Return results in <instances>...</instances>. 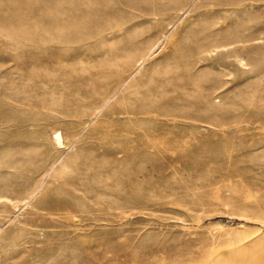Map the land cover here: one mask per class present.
Returning <instances> with one entry per match:
<instances>
[{"label":"rangeland","instance_id":"obj_1","mask_svg":"<svg viewBox=\"0 0 264 264\" xmlns=\"http://www.w3.org/2000/svg\"><path fill=\"white\" fill-rule=\"evenodd\" d=\"M126 1L0 0V264H264V0Z\"/></svg>","mask_w":264,"mask_h":264},{"label":"bare ground","instance_id":"obj_2","mask_svg":"<svg viewBox=\"0 0 264 264\" xmlns=\"http://www.w3.org/2000/svg\"><path fill=\"white\" fill-rule=\"evenodd\" d=\"M240 1H242V0H230V2L231 3H229V4H238V3H240ZM254 1V2H253ZM259 0H252L251 2H253V3H256V2H258ZM130 3H132L131 1H129L128 0V2L126 1V4L127 5H130ZM228 5V4H227ZM161 9V8H160ZM155 12L156 13H161V14H163L164 12H163V10H159L158 8H156L155 9ZM155 12L153 11V12H149V11H145V12H143V13H141L140 15H137V16H135V18L136 17H145V16H148V15H151V14H155ZM168 12V11H167ZM134 18V19H135ZM156 18V17H155ZM242 18V17H241ZM158 19V18H157ZM214 25V24H213ZM216 33H220L219 35H221V36H223V37H228L229 35L226 33V32H224V31H222V30H220V31H218V32H216ZM234 36H231L230 38H228L227 40H226V42L225 43H221V45L219 44L218 46H216V48H214L215 50L217 49V48H219V47H230L228 50H230V51H234V52H240V51H242L243 49H244V41H242V39L240 38V36H238L237 34L235 35V34H233ZM221 36H220V38H221ZM250 38V37H249ZM252 38V37H251ZM217 40V39H216ZM248 40V39H247ZM254 41V40H253ZM221 42V41H220ZM217 43V42H216ZM245 44H246V41H245ZM216 45V44H215ZM142 46V45H141ZM206 47H208V46H200V47H198V50L199 51H201V52H212L213 51V47H212V50H210V49H207ZM188 50V49H187ZM190 50V49H189ZM208 52V53H209ZM210 52V53H211ZM214 52V51H213ZM190 53H191V51H190ZM209 53V54H210ZM203 54V53H202ZM206 54V53H205ZM147 57V56H146ZM141 60H145V57H141L140 58ZM140 60V61H141ZM141 64V63H140ZM168 73H170V72H168ZM164 78V77H163ZM173 80V79H172ZM161 94V93H160ZM182 111H184V110H182ZM184 113V112H183ZM60 138V137H59ZM58 138V139H59Z\"/></svg>","mask_w":264,"mask_h":264}]
</instances>
